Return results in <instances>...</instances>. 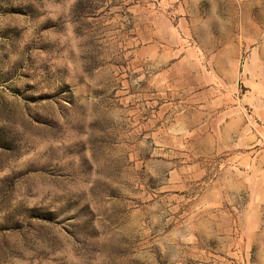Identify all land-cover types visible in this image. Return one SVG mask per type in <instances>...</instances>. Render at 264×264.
I'll return each instance as SVG.
<instances>
[{
	"label": "rangeland",
	"instance_id": "1",
	"mask_svg": "<svg viewBox=\"0 0 264 264\" xmlns=\"http://www.w3.org/2000/svg\"><path fill=\"white\" fill-rule=\"evenodd\" d=\"M0 264H264V0H0Z\"/></svg>",
	"mask_w": 264,
	"mask_h": 264
}]
</instances>
